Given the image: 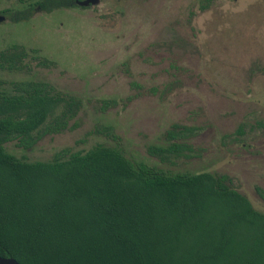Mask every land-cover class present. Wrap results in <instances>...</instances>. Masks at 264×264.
Instances as JSON below:
<instances>
[{"label": "rangeland", "instance_id": "obj_1", "mask_svg": "<svg viewBox=\"0 0 264 264\" xmlns=\"http://www.w3.org/2000/svg\"><path fill=\"white\" fill-rule=\"evenodd\" d=\"M34 1L0 0V52L30 55L26 69L0 70V92L44 82L78 107L65 129L7 152L35 162L114 146L169 173L227 175L264 213V0H101L15 21ZM175 125L194 129L191 151L160 164L147 149L165 146Z\"/></svg>", "mask_w": 264, "mask_h": 264}, {"label": "trees", "instance_id": "obj_2", "mask_svg": "<svg viewBox=\"0 0 264 264\" xmlns=\"http://www.w3.org/2000/svg\"><path fill=\"white\" fill-rule=\"evenodd\" d=\"M35 7L78 6L37 0L15 21L29 19ZM28 56L16 45L1 51L0 70H24ZM15 86L14 94L0 92V257L19 264H264V213L227 175L169 173L101 144L63 149L49 161L7 152L10 142L31 150L42 128L65 129L78 107L47 83ZM193 130L173 126L167 144L148 147V155L170 163L191 151L185 140Z\"/></svg>", "mask_w": 264, "mask_h": 264}, {"label": "water", "instance_id": "obj_3", "mask_svg": "<svg viewBox=\"0 0 264 264\" xmlns=\"http://www.w3.org/2000/svg\"><path fill=\"white\" fill-rule=\"evenodd\" d=\"M101 0H75L74 3L78 6V7H96L97 5H99ZM5 20L4 16H0V23L3 22ZM0 264H19L16 260L12 259V258H2L0 257Z\"/></svg>", "mask_w": 264, "mask_h": 264}, {"label": "flooded vegetation", "instance_id": "obj_4", "mask_svg": "<svg viewBox=\"0 0 264 264\" xmlns=\"http://www.w3.org/2000/svg\"><path fill=\"white\" fill-rule=\"evenodd\" d=\"M74 1L75 0H73V3H74ZM117 1H123V0H117ZM75 4V3H74ZM76 5V4H75ZM77 6V5H76ZM90 8L89 9H93V8H95V7H91V6H89ZM73 8V7H72ZM76 8H79V7H76ZM82 8V7H81ZM0 16H3V15H0ZM5 17V16H4Z\"/></svg>", "mask_w": 264, "mask_h": 264}]
</instances>
